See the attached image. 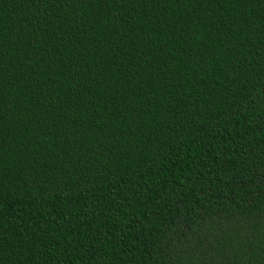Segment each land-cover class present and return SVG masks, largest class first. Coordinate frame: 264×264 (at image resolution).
Instances as JSON below:
<instances>
[{
  "label": "trees",
  "instance_id": "1",
  "mask_svg": "<svg viewBox=\"0 0 264 264\" xmlns=\"http://www.w3.org/2000/svg\"><path fill=\"white\" fill-rule=\"evenodd\" d=\"M0 264H264V0H0Z\"/></svg>",
  "mask_w": 264,
  "mask_h": 264
}]
</instances>
